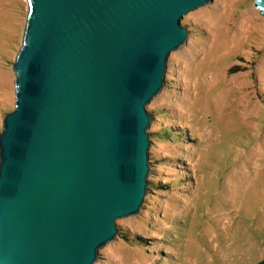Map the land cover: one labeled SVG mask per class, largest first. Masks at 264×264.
Instances as JSON below:
<instances>
[{
    "label": "water",
    "instance_id": "obj_1",
    "mask_svg": "<svg viewBox=\"0 0 264 264\" xmlns=\"http://www.w3.org/2000/svg\"><path fill=\"white\" fill-rule=\"evenodd\" d=\"M0 131V264H94L149 190L147 109L212 0H26ZM264 17V0H254Z\"/></svg>",
    "mask_w": 264,
    "mask_h": 264
},
{
    "label": "rangeland",
    "instance_id": "obj_2",
    "mask_svg": "<svg viewBox=\"0 0 264 264\" xmlns=\"http://www.w3.org/2000/svg\"><path fill=\"white\" fill-rule=\"evenodd\" d=\"M26 0H0V131ZM189 36L147 105L149 190L94 264H257L264 258V17L254 0L184 15Z\"/></svg>",
    "mask_w": 264,
    "mask_h": 264
},
{
    "label": "trees",
    "instance_id": "obj_3",
    "mask_svg": "<svg viewBox=\"0 0 264 264\" xmlns=\"http://www.w3.org/2000/svg\"><path fill=\"white\" fill-rule=\"evenodd\" d=\"M151 112V111H150ZM152 115V114H151ZM153 117V116H152ZM257 264H264V258L263 259H261V260H259L258 262H257Z\"/></svg>",
    "mask_w": 264,
    "mask_h": 264
}]
</instances>
